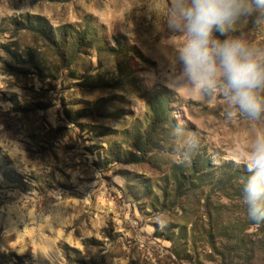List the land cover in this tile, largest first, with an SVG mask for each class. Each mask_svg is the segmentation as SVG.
<instances>
[{
	"label": "rangeland",
	"instance_id": "1",
	"mask_svg": "<svg viewBox=\"0 0 264 264\" xmlns=\"http://www.w3.org/2000/svg\"><path fill=\"white\" fill-rule=\"evenodd\" d=\"M169 2L0 0V264H264V225L214 185L222 166L245 170L240 159L264 122L229 117L222 95L171 83ZM26 16L71 32L68 42L85 31L92 44L62 59ZM253 20L229 35L264 47ZM155 99L168 101L174 126L198 133L194 158L213 173L179 201L174 180L194 158L177 162L174 126L147 153L132 146Z\"/></svg>",
	"mask_w": 264,
	"mask_h": 264
},
{
	"label": "clouds",
	"instance_id": "2",
	"mask_svg": "<svg viewBox=\"0 0 264 264\" xmlns=\"http://www.w3.org/2000/svg\"><path fill=\"white\" fill-rule=\"evenodd\" d=\"M264 25V0H170L165 20L174 33L178 72L171 83L201 96L222 95L229 117L264 122V47L230 36L241 18ZM173 154L190 163L201 144L196 132L185 133L177 123L171 133ZM177 141H179L177 143ZM247 175L242 200L248 220L264 225V130L247 144L240 159ZM160 227H167L162 217Z\"/></svg>",
	"mask_w": 264,
	"mask_h": 264
},
{
	"label": "trees",
	"instance_id": "3",
	"mask_svg": "<svg viewBox=\"0 0 264 264\" xmlns=\"http://www.w3.org/2000/svg\"><path fill=\"white\" fill-rule=\"evenodd\" d=\"M12 19V18H11ZM28 28L33 31V33L43 40L45 44L50 47L57 56L62 59H68L69 61H75L82 53L85 47H89L92 42L89 40V35L87 32L72 34V41L68 42V36L71 32H66L63 28H58L56 30L46 28L37 25L34 19L26 16ZM19 26V25H18ZM7 67H11L15 71H23L21 68L9 64ZM106 82H97L96 88H102L106 85ZM150 108V118L146 130L143 133L137 134L133 138L132 146L139 152H149L151 147L155 145L157 139V132H161L164 139L168 140L170 129L174 124L171 119L169 104L167 100L155 99L154 103ZM111 153V152H110ZM112 159L118 157L116 156L118 152H112ZM221 171V176L216 178L214 185L220 189V191L226 192L225 194L231 192L236 198L242 199V185L244 178L247 175L245 170H238L232 168L231 166H222L219 168ZM185 173L180 172L175 175L174 188L172 191L173 198L179 201L181 198L188 194L194 195L195 192L200 191L202 187H208L213 181L211 179L212 171L208 170V165L201 163L197 158H194ZM65 255L69 254V249L66 245L61 247ZM19 260V259H18ZM21 263V262H18Z\"/></svg>",
	"mask_w": 264,
	"mask_h": 264
}]
</instances>
